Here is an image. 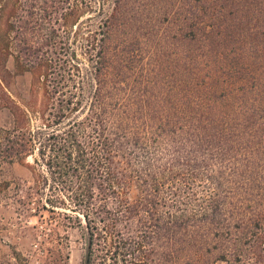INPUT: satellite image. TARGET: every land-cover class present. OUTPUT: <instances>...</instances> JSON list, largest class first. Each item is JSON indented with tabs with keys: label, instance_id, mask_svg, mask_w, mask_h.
<instances>
[{
	"label": "trees",
	"instance_id": "16d2710c",
	"mask_svg": "<svg viewBox=\"0 0 264 264\" xmlns=\"http://www.w3.org/2000/svg\"><path fill=\"white\" fill-rule=\"evenodd\" d=\"M123 1L91 24L93 0H0V200L33 158L24 215L80 228L82 264L261 263L264 0H183V60H142ZM11 57L40 110L8 94Z\"/></svg>",
	"mask_w": 264,
	"mask_h": 264
},
{
	"label": "rangeland",
	"instance_id": "374dc122",
	"mask_svg": "<svg viewBox=\"0 0 264 264\" xmlns=\"http://www.w3.org/2000/svg\"><path fill=\"white\" fill-rule=\"evenodd\" d=\"M112 1L93 0L94 13H86L83 22L89 23L88 18H92L91 24L97 23L102 17L98 14L101 6L104 7V15L110 14L113 9ZM182 2L183 0L123 1L125 5L122 11L126 12V17L121 23V32H128L131 42H137L134 47L140 50L142 60H183L188 43L183 36L185 28ZM150 37L151 41H148ZM7 69L11 73L10 77L5 76L12 100L22 108L25 103L35 102V108L40 110L43 102L42 89L39 84H34L33 74L29 71L22 75L16 74L13 57L7 61ZM9 122L10 112L4 109L0 113V125H7ZM38 124L39 117H33L32 125ZM30 165H33V158L5 168L4 179L11 181L12 186L9 197L0 200V264H82L85 245L80 228L59 225L46 212L43 221L39 217L24 215V204L18 199H24V188L36 184ZM135 194L137 190L134 188L132 196ZM47 234H50L49 242H53V245L50 244L54 250L53 255L41 247ZM216 242L220 246V254L223 251L222 242L219 239ZM257 252L261 257H256L262 262H257L254 258L250 264H264V253L259 249ZM217 255L215 251V256Z\"/></svg>",
	"mask_w": 264,
	"mask_h": 264
}]
</instances>
